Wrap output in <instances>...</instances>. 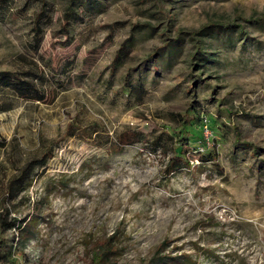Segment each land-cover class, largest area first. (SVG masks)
I'll return each mask as SVG.
<instances>
[{"label": "rangeland", "instance_id": "rangeland-1", "mask_svg": "<svg viewBox=\"0 0 264 264\" xmlns=\"http://www.w3.org/2000/svg\"><path fill=\"white\" fill-rule=\"evenodd\" d=\"M69 3L0 0V71L33 67L46 96L0 113V212L14 162L58 146L8 216L37 218L33 239L0 229V264H94L104 245L105 264H264V0H80L66 29ZM73 120L98 141L65 137ZM126 131L145 140L110 149ZM178 136L187 164L167 173Z\"/></svg>", "mask_w": 264, "mask_h": 264}, {"label": "trees", "instance_id": "trees-1", "mask_svg": "<svg viewBox=\"0 0 264 264\" xmlns=\"http://www.w3.org/2000/svg\"><path fill=\"white\" fill-rule=\"evenodd\" d=\"M5 1V0H4ZM89 1V0H88ZM79 3L80 0H70L68 12L64 14L61 18V22H64L63 28L67 29L70 21H74L79 18ZM40 10L35 14L33 19V35L37 42L41 40L42 31L40 25L42 21H50L51 18L46 14L47 3H40ZM80 19V18H79ZM38 44H36L37 49ZM120 49L119 51H122ZM118 51V52H119ZM158 53V52H157ZM156 54V53H155ZM157 55V54H156ZM121 58L120 55L116 57V62ZM22 68V67H21ZM51 73L53 75H58L59 67L52 68ZM44 84H45V76L35 70L33 67H23L21 70L14 71H0V113L8 112L13 109L14 103L17 100L18 96H31L37 99L38 102H42L45 100V92H44ZM135 91L140 94L143 91L141 83L135 88ZM96 130L94 133L103 132L100 127L94 126ZM76 132H80L84 137H88L91 141H98L97 139L100 137V134H95L98 136H94L92 134H87L86 127L80 125L77 121L73 120L71 124L68 125L65 137H73ZM184 132L186 136L191 138H198L203 146H206L205 141L200 137L202 134L192 132L191 129L184 128ZM203 132V130H202ZM145 140V135L141 132H123L118 135L115 139V143L110 144L108 147L113 148L115 151H121L125 146L134 145L140 143ZM183 140L182 136L177 137V141L179 142L177 147H174L172 150V158L168 160V170L167 173L171 171H175L177 169H181L183 165L187 164L185 158V152L183 150ZM40 148L36 155L29 157L25 161L21 163H15L14 173L6 180L4 186V203L5 206L2 208V212H0V229L4 232H14L12 243L19 241L22 244H25L27 241L33 239V234L35 233V228L39 220L37 218L28 220L26 222L25 219L18 218L14 216L13 218H9L8 216L12 212L11 207H13L16 200H20L27 190L31 187L32 182L34 180V176L38 172V170H43L47 166L48 162L51 161L55 156L58 150V146L56 142L41 139L40 140ZM155 146L159 144V139L154 141ZM104 143L100 144L104 146ZM113 145V147H111ZM205 162H210L212 165L218 166L217 164V155L214 152H209L205 156ZM53 188L49 189V193H52ZM44 200H41L38 204L36 210L32 216L39 217V213L41 212V206L43 205ZM24 224V226H23ZM16 244V243H15ZM113 245V244H112ZM12 246V245H11ZM3 247H6L3 242ZM115 249L113 246L106 248L104 245L100 250V253H97L95 258H93L94 264H105L107 254L113 253ZM161 253V252H160ZM148 264H198L195 259H193L189 254H179L175 256H171L168 253L166 254H157L153 257L151 262Z\"/></svg>", "mask_w": 264, "mask_h": 264}, {"label": "built area", "instance_id": "built-area-1", "mask_svg": "<svg viewBox=\"0 0 264 264\" xmlns=\"http://www.w3.org/2000/svg\"><path fill=\"white\" fill-rule=\"evenodd\" d=\"M205 122V121H204ZM204 127H205V125H204ZM206 130V129H205Z\"/></svg>", "mask_w": 264, "mask_h": 264}]
</instances>
